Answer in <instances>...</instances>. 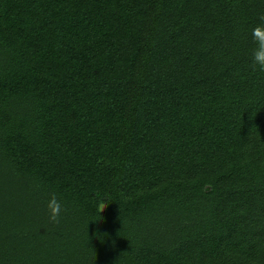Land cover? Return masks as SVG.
Wrapping results in <instances>:
<instances>
[{
  "label": "trees",
  "instance_id": "trees-1",
  "mask_svg": "<svg viewBox=\"0 0 264 264\" xmlns=\"http://www.w3.org/2000/svg\"><path fill=\"white\" fill-rule=\"evenodd\" d=\"M261 14L0 0V264H264Z\"/></svg>",
  "mask_w": 264,
  "mask_h": 264
},
{
  "label": "clouds",
  "instance_id": "clouds-1",
  "mask_svg": "<svg viewBox=\"0 0 264 264\" xmlns=\"http://www.w3.org/2000/svg\"><path fill=\"white\" fill-rule=\"evenodd\" d=\"M261 23L257 24L252 30V39L256 44V47L252 50V60L255 66H258V70L264 72V14L259 15ZM49 221L51 223L59 224L62 211L61 202L53 194L48 202ZM102 205L100 206V211Z\"/></svg>",
  "mask_w": 264,
  "mask_h": 264
}]
</instances>
